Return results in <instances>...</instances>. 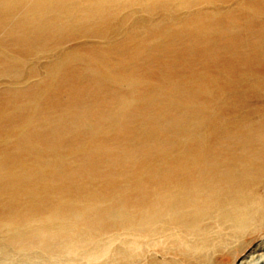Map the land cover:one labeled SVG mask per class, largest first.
<instances>
[{"label":"bare ground","instance_id":"1","mask_svg":"<svg viewBox=\"0 0 264 264\" xmlns=\"http://www.w3.org/2000/svg\"><path fill=\"white\" fill-rule=\"evenodd\" d=\"M175 1L176 0H165L164 2L167 6ZM204 1L206 3L212 1L215 4V0ZM223 2L224 0L222 3ZM249 2L250 0L247 2L248 4L244 2L246 5H241V12H254L256 14L257 12L259 13V11L261 13L264 12V4H252V2ZM157 3V0H0V26L6 28V22H14L11 24V28L7 31V34L13 38L11 46L18 50H14L15 52H13L16 56V62L18 63L15 64L16 62L12 60L13 62L11 64L13 65L6 63L4 67L6 68V65H11L13 69L17 71L19 65L26 56L37 53V51L40 50L56 49L61 45L64 39L72 37L74 33L78 35L80 33L81 35H87L89 39L90 36H96L100 39L106 37L109 39L113 33H116L118 29H120V26L121 28L124 26V21L127 17L129 18V13H127L125 19H119V15L126 11L125 9L127 7L130 8L132 6L134 7V5H139L144 11L146 10L148 13L153 14L158 8L157 6L159 3ZM177 5L184 10L189 8V4L186 3L185 0H180ZM216 16L217 15H215V17ZM236 17L240 18L236 13L229 12L227 14V19L230 21L235 20ZM256 17L258 18V16ZM205 20L209 21L208 18H205ZM205 20L204 23L206 22ZM129 23L131 24L130 21ZM199 27H201V25ZM126 30L128 31V29ZM159 31L157 27L146 31L147 35H144V39L139 37L136 39L135 36H131L130 33H128L126 36L128 39L129 37L132 39L131 41L134 42V45H143L139 50L134 52L133 48L135 49L139 46L133 47L131 50L132 54L128 51L127 54H130V56L127 57L131 58V55H138L141 50H146L144 45H147V40L150 41L151 36H155V32L158 33ZM17 33L22 37H17L15 35ZM110 33L111 35H109ZM262 33L263 32H259V38ZM261 36L264 37V33ZM226 40V42L222 41L223 47H235L234 49H237L236 46L240 43V41L236 42L233 38H227ZM126 44L127 43H125V45ZM256 44L259 43L256 42ZM113 45H108L104 53L101 51L98 53L81 51L79 53L73 52V54L70 55H74L73 58L75 59L97 63V61L105 60L106 57H109L108 54L110 53L111 56L114 57L112 52L120 50V45L119 43ZM89 47L90 46H88V49ZM113 47H115V50H112ZM127 47L129 48L130 46ZM259 48L260 46H258V49ZM254 49L257 48L254 47ZM255 51L256 50H254V52ZM144 53L146 52L144 51ZM259 55L260 54H257L256 51L255 57ZM137 58L139 57L137 56ZM214 58V60L212 59L213 61H211L213 63L216 62V57ZM124 61L126 60L121 61V63ZM222 61L225 68H222L221 71L220 67L219 73L222 72L221 74L224 79H227L224 80V83L228 85L233 81L228 80H231L233 75H236V70L231 69L234 66L231 64L230 60L223 59ZM237 61H239L238 58ZM4 63H1V65H4ZM23 63L26 64L25 62ZM29 64L27 65L29 66ZM66 64L65 61H56L52 67L50 66L51 68H48L45 82L37 88L40 93L38 96L41 95L43 101L48 92L49 94L50 92H58V94L55 95L59 99H56V101L53 100L54 107L56 105L59 107V105L65 101V95H67L66 103L61 105L64 111L74 108L77 102L80 104L81 98L84 103L85 96L82 94L85 92L80 88L84 84H80V80H76V70L70 71V68L68 69ZM234 64L237 63L235 62ZM219 65L220 63H218V66ZM207 66L204 65L203 68ZM210 66L209 68H212ZM30 67L32 66L30 65ZM4 70L6 71V69ZM168 70L171 69H165L164 65L163 72L159 70L158 72L162 75L171 73V71ZM150 71L153 70L150 69ZM20 72H22V75L23 73L25 75V71L23 72L22 70ZM200 72V74L197 73L199 76L196 78H198V81L204 82L203 79L205 80L207 77L208 71L203 69ZM210 73L209 77L214 79L212 77L214 73ZM105 74H107V72H105ZM141 74H143V72ZM146 75L147 74H145V76ZM171 75L172 74H170V76ZM26 76L27 75H25V77ZM82 76L84 77L85 74ZM133 76H135V74H133ZM190 77L192 79L191 73ZM218 77L217 75L216 79H218ZM17 78L16 80L18 81ZM22 79L23 78L19 80ZM16 80H14V82ZM42 80L39 81L42 82ZM96 83L98 82L95 81V84L91 85V87H96ZM153 83L154 82H152V84ZM14 84L18 85L20 83ZM238 84H240V82L238 83L237 81V85ZM202 85L204 84L202 83ZM207 85L209 86V84ZM237 85L235 88L233 83L227 86L231 90L229 92L235 93L234 91H240V88H236ZM184 86L183 89H185ZM197 86H199V84ZM202 87L204 89V86ZM242 87L244 88V86ZM252 88L256 89L255 87ZM262 89H264V87L261 88V90ZM23 93L25 92L23 91ZM175 93L177 96V93L179 94L180 92ZM20 94L18 95L20 96ZM170 94L173 93L170 91ZM32 95V93L29 95V100H31L30 98ZM130 95L132 96V94ZM140 95L138 94V97ZM176 96L173 95V97ZM219 96H221V94H219ZM32 97L36 98L35 96ZM213 97L215 96L213 95ZM24 98H26V96ZM243 98L245 97H232L230 95L227 97L223 95L218 102L221 103L226 101L235 103L236 99H240V101L243 102ZM34 100L30 101L27 109L17 105L18 103L15 101V98L11 100L10 97L7 98V100L5 99V101H0V121L6 120L8 115L18 116L19 118L22 111L26 110V115L23 119L14 122L10 127L9 125H5L7 127L5 128L1 125L3 123H0V235L4 233L3 238H5L4 241L7 242V245L20 250L27 247L30 242H36L41 246L42 250H45L48 249L49 243L59 238H66L67 242L63 245V248L64 251L71 254L74 252V246L69 243L68 238L72 235L81 236L83 244L89 243L94 240L96 236L104 233L111 234L113 237L119 230L128 231L132 236L134 235L133 237H135L136 240H139L140 234L151 232L155 233L154 236L163 238L164 235L161 234V230L166 227V229L169 228L170 230H174L175 236L172 243L177 247L173 249L174 251L172 249H159L160 251L171 250V253L168 251L161 256L165 257L166 254H176L183 256V258L187 260V264H202L206 256L205 253L203 254V251L211 245L216 236L225 233L229 238L228 240L239 242L237 248L240 250V253H242L247 246H245V242L242 244L241 240H243L246 235H253L259 229L264 228V118H260L261 113L257 115L259 119L256 123L257 125L253 126V123H255L253 122L251 125L253 128L251 129L241 128L239 124H232V126H230L235 127L234 130H236V132L234 134L239 133L238 136H243L245 138L238 142H232L233 139L230 142L225 141L226 144L228 143L229 146H231H228L229 148L227 149L224 148L225 142L223 141L225 138L231 136L229 131L230 127L227 126L229 127L228 129L224 127L225 123L224 120H221L222 118L217 119V117H214L211 120L209 118V121L200 125L201 122L199 118H201V114L199 112L190 114L185 112L178 114L175 120L176 122L172 126L175 133L185 132V129H187L185 127L189 125L188 121L189 117H191L195 123L191 125V134L189 136L193 134L197 136V129L205 128V132L209 133L210 136H215L223 140L219 141L218 139V148L214 145L213 147L216 148L215 150L209 147L208 149H206L207 147H202L198 150H189L191 144H193L192 141L185 144L179 143L182 146H177L171 140H156L157 142L152 141L146 144H139L130 140L128 137V130L123 127L124 130H120V135L113 139L114 142L112 144L108 145L107 141L104 140H93L86 154H83L82 160L71 163L69 161L71 151L68 155L60 152L61 140H64L59 134V130H62V126H60V128L58 127V131L55 130L56 126L48 129H41L40 126L36 124V118L33 115L34 111L37 109L36 105L38 104L36 100L37 104L35 103L34 105ZM241 102H239V105H241ZM41 103L42 101H39V105ZM132 103H134V101ZM213 104H215V102ZM119 105L122 106L123 104L120 103ZM242 105L245 104L243 103ZM215 107L213 109H215ZM244 107L245 106H243V110L245 111ZM248 107L246 105V108ZM209 108L211 109V107ZM252 108L253 107H250L249 110L252 111ZM19 110L21 114L18 113L16 115ZM140 112L142 113V111ZM233 112L231 114H233ZM244 118L246 117L244 116ZM6 121L8 122V120ZM243 122L244 121L241 123ZM152 126L154 131H165L167 130L166 127H169L164 124H159L158 121ZM103 129L105 128L103 127ZM116 132L119 131L116 130ZM110 133L111 132H109V134ZM172 133L174 134V132ZM114 143L117 147H114ZM207 144L209 145V143ZM57 145L59 147V152L55 149ZM176 146L179 147L178 150ZM217 149L218 151H216ZM83 150L85 152V149ZM88 150H90V152ZM98 165L99 168H107L110 172H102L101 169L98 168ZM136 168H140L138 170L141 171L138 172ZM131 170L133 171L131 172ZM134 170L136 171L134 172ZM101 180H104L105 184L102 186L97 185L98 187H96V181ZM189 236L196 238V242H192V240L188 238ZM219 238L220 237H218V239ZM219 241H221V239ZM219 241H217L218 244L215 249L217 251H222V249H224L222 248L224 242L222 241V244H219ZM230 243L228 244L226 241L224 245L228 246ZM2 246L3 248L5 247L4 244ZM135 246L134 243L129 244L115 254L120 256L124 255L121 263H134V258L139 252H144L145 248L141 247L143 250H139L138 252V247ZM108 247L109 241L100 243L99 250L89 255L90 261L94 263L98 262L96 255L98 252H112ZM263 249L264 240L249 249L251 252L250 255L247 256L248 260H244L240 264H264ZM258 252L261 253L257 254ZM146 253L147 252L143 255L145 256ZM151 264L176 263H159L154 261L151 262Z\"/></svg>","mask_w":264,"mask_h":264},{"label":"rangeland","instance_id":"2","mask_svg":"<svg viewBox=\"0 0 264 264\" xmlns=\"http://www.w3.org/2000/svg\"><path fill=\"white\" fill-rule=\"evenodd\" d=\"M157 1L159 5L157 6L158 8L156 12L153 14L148 13L146 10L144 11V9H141V6L139 5H134V7L133 6L130 7L131 9L127 7L129 11L127 8L125 9L126 11L123 10L124 12L122 11L123 13L119 15V19L120 20H122V18L125 19L126 17L125 15L127 13H129V18L127 17V19L124 21L125 23L124 26L121 24L123 27L121 28L120 26V29H118L116 33H113V35H111V33L109 34L111 35L109 39H107L106 37L100 39L99 37L96 36H90L89 39L87 35L86 36L81 35V33L78 35L77 33H74L72 37L64 39L61 42V45L56 49H46V50L37 51V53H32L34 57L32 56V54L26 56L23 60V62H25L26 64L22 62L19 65L17 71H15L11 66L13 65L11 64L13 62L12 60L16 62L15 59L16 56L14 55L13 52H15L14 50L17 49H14L11 46L13 38H11L7 34V31L11 28L10 27L11 24L14 22L13 21L6 22V28L0 26V62L4 63L5 61L4 65H1L0 63V68L1 69L3 68L2 73L0 75V101L1 100L5 101V99L7 100V98L10 97L11 100H14L15 98V101L18 103L17 105L21 106L24 109L25 108L27 109L30 101H33L35 99L34 105L35 103L37 104L38 102V104L36 105L37 109L33 113V115L36 118L35 121L36 124L40 126L41 129H45V128L48 129L56 126L55 128L56 131H58L60 126H62V130H59V134L60 137L61 138L63 137L64 140H61L60 152L68 155V153L71 151L72 153L70 152L71 156L69 157V161L71 163L76 162L77 160L78 161L82 160L83 154H86V151L87 149H89V146L93 140H104L107 141L108 145H110L114 142L113 139L116 136L120 135V130H124V129L128 130L129 132L128 137L130 138V140L135 141L139 144H146L152 141L157 142L159 140L160 141L171 140L177 146H182L179 143L185 144L187 142L189 143L190 141H192L193 144H191L190 149L188 148L189 150H195V149L198 150L202 147L205 148L207 147L206 149H208L209 147L210 149L215 150L216 148L213 147L214 145L215 147L218 148L219 141H223V140L215 136H210L209 133L205 132V128L204 129L199 128L200 132L199 129H197L198 130L197 133L199 137L198 135L195 136L196 134L189 136L191 134V130H190L191 125L195 123V121L191 119V117H189V121H188L189 125L185 127L187 128L185 129V132L178 134L175 133L172 126L176 122L175 120L177 119L178 114L185 112H188L189 114L194 112H199L201 114V118H199L201 122L200 125L209 121L208 120L209 118L211 120L214 117H217V119L222 118L221 120H224L225 123L224 127L227 126L230 127L232 126V124H239L241 128L244 127V129L247 128L251 129L253 128L254 125H257L256 123L259 120L257 117L258 113H261V115L259 114L260 118H264V107H261L264 106V89H262L263 91L261 90V88L264 87V79H263L264 78V37L261 36L264 33V12L261 13L259 11V13L257 12V14L254 12H241L242 11L241 5L244 6L248 4L247 2L249 0H245V1L229 0V2L228 0L227 1L224 0L223 3H222L223 0H215V4L212 1L210 3H206L204 0H185V2L189 4V8L184 7L187 10L178 7L177 4L180 0H176L175 2L167 6L165 5L164 2L165 0H157ZM225 2L228 4H226ZM244 2H246V4ZM251 2L252 4H259V3L262 5L264 4L261 3L264 2V0H256V1L250 0L249 3ZM223 4L224 5L226 4L227 6L226 5L224 6ZM217 8L219 9L221 8V9L219 10ZM229 12L238 14L240 18L236 17V19L233 21L228 20L227 14ZM212 14H215L217 16L215 17V15ZM255 15L258 16V18ZM205 18H208L209 21H206ZM204 20L206 21L205 23ZM129 21L131 22V24L129 23ZM200 25L202 28L199 27ZM155 27H157V29L159 28L160 31L158 33L155 32V36H151L150 41L147 40V45H144L146 48V50L144 51L146 53H144V51L141 50V52L138 55H131V58L127 57L130 56V54H132L131 51L132 48L137 47L139 45L138 44L134 45V42H132L131 41L132 39L129 37L131 41L130 42L126 35L130 33V35L135 36L136 39L137 37L144 39V35H147L146 31L151 30ZM126 29H128V31ZM259 32L260 33L263 32L260 35V38H259ZM15 35L17 37L20 36L18 33ZM227 38H233V40H235L236 42L240 41V43L238 44L239 47L236 46L237 49H234L235 47L234 48L223 47L222 41L226 42ZM102 40L105 42H103ZM256 42H258L259 44H256ZM116 43H119L120 50L112 52V55L114 57H112L110 53L108 54L109 57H106L105 60L97 61V63L82 61L77 58L75 59L73 58L74 55H70L73 54V52L79 53L81 51H85V52L92 51V53L94 52L98 53L99 51H101L102 53H104L106 48H108V45H113ZM125 43L127 44L125 45ZM142 45L143 44H141L138 48L135 49L133 48V52L139 50ZM88 46H90L89 49ZM127 46L130 47L128 48ZM258 46H260L259 49ZM254 47L257 49H254ZM112 50H115V47H113ZM254 50H256L257 54L259 53L260 55L255 57L256 51L254 52ZM128 51L130 54H127ZM137 56L139 58H137ZM116 57L118 60L116 59ZM214 57H216L215 60L216 62H214L216 64L211 62L215 59ZM237 58L239 61H237ZM223 59L230 60L231 64H233L234 66L231 69L236 70V75H233L232 79L230 78L231 80H228V81H232V80L233 81L230 82L228 85L224 83V80L227 79L226 78L224 79V77L221 74L222 72L219 73L220 67H221V71L222 68H225V65L222 63ZM123 60H126L127 62L124 61L122 62L123 63L122 64L121 61ZM233 60L234 63L236 62L237 64H234ZM56 61H62V62L65 61L67 63L66 66H68L67 67L68 69L70 68L69 69L70 71L76 70L75 73L76 80H80V84L82 83L84 84L83 86L80 87L83 90V92H85L82 93L83 95H85L84 103L82 102V98H81V103L78 104L77 102L76 106L68 111H64L61 107L62 104L66 103L65 101L67 99V95H65V101L61 105H59V107H57V105L54 107V101H53L59 99L56 97L58 92L55 93L50 92V94L48 92L44 101L43 98H41V95L38 96V94L40 93L38 92L37 88H39V85L45 82L47 78L46 72L48 68H51ZM110 61L112 64L110 63ZM6 63L11 65H6L5 68L4 66ZM17 63L18 62H16L15 64ZM210 63L211 64L213 63L214 65L213 64L211 65ZM218 63H220L219 66ZM27 64H29V66ZM30 65L32 67H30ZM164 65H165V69L168 68L171 69L168 70L171 71V73H167L164 75L160 73L163 72ZM204 65L207 67L203 68ZM143 66L146 67L144 68ZM209 66L212 68H209ZM4 69H6V71ZM11 69L14 71H12ZM150 69L153 71H150ZM203 69H206V71H208L207 77L205 78V80L203 79L205 83L202 81L201 82L198 81V78H196L199 76L198 74H200L201 73L200 71ZM22 70L23 72L25 71V75H27L26 77L28 78L25 77L24 73L22 75V72H20ZM158 70L160 72H158ZM105 72H107V74H105ZM140 72L141 73L143 72V74H141ZM210 72L214 73V76H212L214 79L209 77V75L211 74ZM190 73L192 75V79L190 77ZM83 74H85L84 77L82 76ZM133 74H135V76H133ZM145 74L147 75L145 76ZM170 74L172 75L170 76ZM217 75L219 76L218 79H216ZM149 76L151 77L153 76L152 80L151 77ZM16 78L18 79L19 82L16 80ZM21 78L23 79L19 80ZM38 79L39 80L43 79V80L42 82H40ZM131 79L135 82H133ZM14 80L16 81L14 82ZM95 81L98 82L96 83L97 84L96 87H91V85L95 84ZM237 81L238 83L240 82V84L237 85ZM152 82L154 83L152 84ZM14 83L17 84L20 83V84L15 85ZM202 83L204 85H202ZM232 83L234 85V88L237 85L236 88H240L241 92L240 91L237 92L234 91L235 93L229 92L231 90L227 86H230ZM196 84L197 85L199 84V86H197ZM207 84H209V86ZM184 85H186L187 87ZM29 86L31 89L29 88ZM183 86L185 89H183ZM202 86H204V89ZM242 86H244V88ZM20 87H24V88H20ZM252 87H255L258 90L253 89ZM153 88L154 89L157 88V89H155L154 91ZM215 88L219 91H217ZM23 91L26 94L23 93ZM170 91L173 94H170ZM175 92H180V93L179 94L177 93L176 96ZM31 93L33 94L32 96H35L36 98L31 96L30 98L31 100H29V95ZM164 93H167L168 95ZM18 94H20V96ZM130 94H132V96ZM138 94L141 95L138 97ZM146 94H148L149 96ZM219 94H221V96H219ZM173 95L176 97H173ZM213 95L215 97H213ZM223 95L227 97L228 95L232 97L242 96L245 98L242 99L243 102H241L240 99L239 100L236 99L235 103L226 102V101L219 103L218 101H220V98ZM25 96L26 98H24ZM134 96L135 97L137 96L136 99L138 101L135 99ZM170 99H172L173 101ZM132 100L136 104L132 103L133 102ZM39 101H42L40 105H39ZM238 101L241 102L240 103L241 105L243 103L245 105L242 106L239 105ZM214 102L215 104H213ZM118 103L123 104L125 107L123 105L122 106L119 105ZM127 104L129 105V107ZM246 105L247 107L248 106L249 107L246 108ZM213 106L214 107L216 106L215 107L216 110L213 109L214 108ZM243 106H245L244 107L245 111L243 110ZM209 107H211L212 110ZM250 107H253L252 111L249 110ZM206 110L208 111V113ZM228 110H230L231 112L230 111L227 112ZM140 111H142V113ZM250 111L251 113L249 114ZM232 112L233 114H231ZM18 113L21 114L20 110L19 112L16 113V115ZM22 114L19 116V118L18 116L8 115L7 116L8 118L7 117H6L7 119L5 118L6 120H8V122L6 120H3L0 121V123H3L1 125L5 128H7L6 126L8 125L10 127V125L13 124L14 122L23 119V117L26 115V110L22 111ZM208 114L209 115L212 114V115L209 116ZM244 116L246 118H244ZM45 121L48 123H46ZM156 121H158L159 124H164L165 126H169V127H166L167 130L165 131H154L152 125L155 124ZM242 121L244 122L241 123ZM247 122L250 124H248ZM252 123L253 126H251ZM103 127L105 129H103ZM229 127H227V129ZM234 129H235L234 126L229 128L231 136L229 138H225L223 142L225 141L230 142L232 139H233L232 142H238L245 138L243 136H238L239 133L234 134L236 132V130ZM116 130L119 132H116ZM109 132L111 133L109 134ZM172 132H174V134ZM211 142L212 144L214 142L215 143L212 145ZM226 142L224 143L225 149L231 147L229 146L228 143L226 144ZM207 143H209V145ZM115 146L116 145L114 143V147ZM178 148L179 147H177V150ZM55 149L59 152L58 145L55 147ZM83 149H85V152ZM88 151L90 152V150ZM216 151H218V149ZM99 169H101V171L102 172L104 171L105 173L110 172L108 171L109 169L107 168L100 167ZM138 169L140 168H136V170ZM136 170H134V172ZM132 171L133 170H131V172ZM140 171L138 170V172ZM101 181H96L97 182L96 187H98L97 185L102 186L105 184L104 180ZM154 234H155L154 232L142 233L140 234L139 240H136V238L133 237L134 235L132 236L131 233H129L128 231L119 230L115 233L113 237L111 234L104 233L102 235L96 236L94 240L85 244L82 243L81 236L72 235L69 236L68 241L70 244L74 246V252L68 254L66 251H64L63 248V245L66 244L67 242L66 238H61V239L59 238L58 240L49 243L48 249L45 250H42L41 246L36 242H30L27 245V247L19 250L13 246L7 245V242L4 241L5 238H3L4 236L3 233V235L2 234L0 235V264H130L128 262L121 263L123 261L124 255L120 256L115 254H117L119 250H122V248L127 247V245L133 243L136 245L135 247H138V252L139 250H143V248L145 249L144 252L142 251L139 252V254L134 258L135 259L134 263L131 264H151V262L154 261L159 263L175 262L176 264H187V260L183 258V256H179L176 254H166L165 257L161 256L164 255L165 252L167 253L168 251L169 253H171L170 252L171 250L160 251L159 249L164 248L166 250L167 249L173 250L177 247L175 244L172 243L173 238L175 236V232L173 229L171 230L169 228L166 229V227L162 228L161 234L164 236L163 238L159 237L160 239L157 236H154ZM224 234L225 233H222L216 236V238H214L213 235L214 239L212 238L213 241L211 245L208 246L203 251V254L205 253L206 256L204 257L205 260L204 263L202 262V264H240L244 260L245 261L248 260L247 256H249L251 252L249 251V249L253 248L254 245H257L264 240V228L259 229L253 235H246L241 241L242 244L245 242L244 244L245 246H247V248L244 249L242 253H240V250L237 248L239 242L236 241L232 242L231 240H228L229 238L227 237L226 234L225 235ZM218 237L220 238L218 239ZM188 238L191 239L192 242H196V238H193L191 236H189ZM220 239L221 241H219ZM106 241H109L108 248H110L112 252L110 253L98 252L96 253L98 262L94 263L90 261L89 255L91 253L97 252L99 250V244ZM217 241H219V244H222V241L224 243H226L227 241L228 244L230 242L232 243H230V245L228 246H225L223 243L222 248L224 249H222V251H217L215 249V247L218 244ZM3 244L5 245L4 248L2 246ZM262 251L264 252V249ZM145 252L147 253L144 256L143 254ZM259 253L261 252H258L257 254Z\"/></svg>","mask_w":264,"mask_h":264}]
</instances>
